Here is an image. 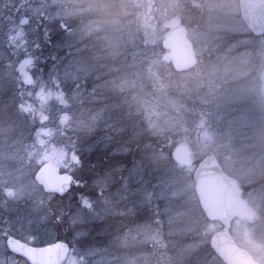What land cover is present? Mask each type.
Listing matches in <instances>:
<instances>
[{
  "label": "rangeland",
  "instance_id": "1",
  "mask_svg": "<svg viewBox=\"0 0 264 264\" xmlns=\"http://www.w3.org/2000/svg\"><path fill=\"white\" fill-rule=\"evenodd\" d=\"M4 1L8 0L0 2ZM19 1L20 19L6 23L0 20V51L7 43L2 51H8L9 56H16L15 51L29 45V30L35 29L28 13L31 11L29 7H36V0ZM116 3L119 11L116 9L107 18L112 24L91 23L96 29L94 35L103 36L113 31L110 44L111 48L114 47L113 53L137 51L129 56L132 62L126 61V54H120L127 65H108L110 70H114L113 83L117 91L123 96L125 94L126 102L138 101L140 92L134 87L133 77L138 74V69L145 68L144 65L138 67L137 55L144 43L142 39L148 40L151 57L159 63L161 70L158 73L169 88L164 100L165 109H158L148 100L141 127L148 136H156L159 130L169 129L171 136L176 138H167L163 142L157 138V142L154 141L157 146L149 152L148 158L134 159L127 166L116 169L121 170L117 179L111 170L106 169L105 175L96 171L95 178L88 182L83 177L88 168L79 157L78 161H73L77 155L74 151L64 147L53 149L48 143L45 148L35 146L36 150L26 147L33 154L36 152L35 160L43 163L53 161L72 173V182L60 195L47 191L45 183L38 182L34 172L35 160H28L23 154L17 156L19 152H7L8 147L13 148L9 144L16 143L24 133L22 129L14 130V119L9 118L8 126L2 132L6 135L13 132L14 136L0 141V264H27L26 259L6 252L7 234L24 237L35 244L37 237L44 232L53 230L56 233L64 229L65 234L72 227L75 228L74 240L79 241L74 242L75 248H72L65 264H157L162 254L160 251L167 256L172 254L171 246L168 248L167 243H163L164 231L165 235L171 232L177 236L175 260L178 256L177 259L186 264H191L192 260V264H224L210 245L211 236L220 229L227 230L258 264H264V216L255 224L238 218L227 222L206 219L195 202V182L191 177L195 164L180 165L172 161L170 154V149L172 151L177 143L184 141L194 150L197 160L215 154L224 170L244 186L254 205H263L264 209V115L262 109L259 111V100L264 93V35L257 38L251 32L242 19L236 0H116ZM136 18L139 21H134ZM178 23L188 27L200 57L192 72L191 69L178 72L173 67L174 70L171 68L173 71H169L170 68L164 65L165 61L171 66L172 63L161 40L166 30ZM37 29L36 26V32ZM141 31L148 35L141 37ZM92 32L93 28L88 31L89 34ZM126 40L130 41L126 43ZM258 61L263 62V67L256 66ZM30 63L29 58H22L7 64L11 71L9 79L20 77L23 80L26 73H32L31 86L37 89L33 91L31 102L45 100L49 94L61 97L63 92L59 86L46 93L52 82L41 84L39 78L43 77V72L30 70ZM149 68L147 73L151 74L157 67ZM193 76L204 80L203 85H194L193 92L189 90L192 98L187 111L173 98L187 83L194 82ZM41 94L43 99H40ZM31 102L27 99L21 106L29 107ZM45 132L46 129L39 130L37 134ZM134 138L140 143L142 135ZM160 142L163 145L159 147ZM146 144H140V152L145 154L151 149H146ZM157 164L163 175L160 179L157 178L158 173L152 174L157 171L154 168ZM10 192L13 194L9 195ZM109 220L116 223L115 232L107 234L115 243L109 247L104 241L108 248L101 247L106 252L100 253L95 251L97 241L92 243L83 238L87 229L102 237L103 227L108 226L105 224ZM46 224L50 226L47 228ZM183 249L187 251L182 252ZM106 253L109 255L102 258Z\"/></svg>",
  "mask_w": 264,
  "mask_h": 264
},
{
  "label": "trees",
  "instance_id": "2",
  "mask_svg": "<svg viewBox=\"0 0 264 264\" xmlns=\"http://www.w3.org/2000/svg\"><path fill=\"white\" fill-rule=\"evenodd\" d=\"M49 1L51 2L49 3ZM58 1L36 0V7L34 5L29 7L31 11L28 16L31 23L35 25V29L29 30L30 43L15 51L17 52L15 53L16 56H9L8 51H2L7 43L2 46L0 51V141L2 142L3 138L14 136L13 132L7 135L2 132L3 128L8 126L6 125L9 122L8 119L11 118L14 119L12 120L14 130L22 129L21 131H24V133L20 134L21 139L16 143L9 144L13 148L8 147L7 152H19L17 156L21 157L23 154L28 160H35L37 158L36 152L33 154L26 147L36 150L35 146L45 148V144L48 143L53 149L64 147L68 151H74L84 161V166L88 168V173L83 176L86 182L95 178L96 171L101 172L102 176L105 175L106 169L111 170V173L113 172V176L117 179L121 170L116 171V169L127 166L134 159H140L143 156L148 158L149 152H153L157 146L154 143V141L157 142V138L163 142L164 140L167 141V138L175 137V135L171 136L172 133H169V129H165L163 132L159 130L156 136H148L143 133L141 127L142 114L148 105V100L150 99L152 104L155 103L158 109H165L164 100L169 87L164 83L163 77L159 75L161 68L155 58L151 57L152 53L148 49V40L141 38L144 43L139 40L142 46L138 51V57H136L138 67L141 68L144 65L145 68L138 69V74L133 77L134 87L140 92V97L138 101L130 98L132 101L126 102L125 94L123 96L120 91H117V87L113 83L112 74H114V70H110L108 65H127L126 61L132 62L129 56L137 51L119 52L118 55L113 53L112 49L114 47L111 48L110 46L113 31L110 30L111 33H106L103 36L94 35L96 29L93 26L95 24L102 26L112 24V22H108L107 18L115 13L116 9L119 11L116 0H63L61 3ZM0 5L3 6L0 8V20H4V23L11 19V22L20 19L21 4L19 0L0 2ZM66 12L69 13L66 14ZM93 21L94 24L91 25ZM134 21L139 20L136 18ZM36 26L38 32H36ZM92 28L93 32L89 34L88 31ZM140 35L145 37L148 34L141 31ZM129 41L126 40L125 42ZM142 49L144 50L141 51ZM120 54H126L125 62L122 61ZM22 58L31 60L30 64L33 72H43V77L39 78L41 84L45 85L49 81L52 82L49 87L47 86L46 93H49L52 87L59 86L63 92L61 97L56 98L49 94L50 97L45 98V100L35 99L31 102L33 91L37 88L26 86L20 77L15 78L16 80L9 79V72L11 71H9L7 64L17 62L18 59ZM164 65L166 68H170L169 71L174 70L169 62L165 61ZM130 68H133V66H130ZM147 68L151 70L156 68V70L150 74L147 73L149 71ZM195 69L190 71H195ZM119 70L122 73L124 72L120 68ZM199 77L193 76L192 80L194 82L187 83L184 89L178 90L175 95L176 98H173L177 99L176 102L179 103L180 107L183 106L184 110L189 111L190 109L189 101L192 96H189V90L191 89V92H193L194 85L201 84L204 80ZM127 96L129 97V95ZM27 99L30 100L31 106H24V104L21 106L23 101ZM31 118L33 121L29 122L28 119L31 120ZM45 129V133L37 134L39 130ZM139 135H142L140 143L135 142L134 138L139 137ZM34 137H37V139ZM34 141H36V145ZM145 142H147L146 149L151 148L146 150V154L140 152L141 145L142 143L145 145ZM162 145L161 142L158 144L159 147ZM17 146L21 148H17ZM135 153L137 154L134 155ZM35 164L36 169L34 172L43 164V161L35 160ZM158 166L157 164L154 167L157 171L152 172V174L156 175L158 173L157 178L160 179L163 175L159 172ZM155 175L153 179H155ZM244 197L247 199L246 195ZM247 200L254 203L250 197ZM195 202L199 212L205 217L196 194ZM112 222L109 220L108 224H105L108 226L103 227L102 233L104 232L105 235L101 237V243L109 238L107 234L110 232L109 227L113 224ZM49 226L46 224L47 228ZM74 230L75 228L72 227L65 231V234L64 229L56 233L49 230V232H44L37 237L34 243L52 245L59 241H68L72 244L79 241L74 240ZM85 235L84 241L91 240L93 243L98 239L95 231L91 229H87ZM162 235L163 241H165L163 243H167L168 248L171 246L172 254L167 256L163 251H160L162 254L157 264H186L185 261L178 260V256H176V260L174 258V251L176 250V253L178 251L176 234L166 232L165 235L164 231ZM21 239L27 241L24 237ZM108 245L109 247L113 246L111 243ZM73 248H75L74 244ZM186 251L183 249L182 252ZM6 252L11 254L8 247ZM14 255L17 258L25 259L16 254ZM108 255L106 253L102 258ZM192 262L193 260L190 263L192 264ZM26 263L30 264L28 261Z\"/></svg>",
  "mask_w": 264,
  "mask_h": 264
},
{
  "label": "water",
  "instance_id": "3",
  "mask_svg": "<svg viewBox=\"0 0 264 264\" xmlns=\"http://www.w3.org/2000/svg\"><path fill=\"white\" fill-rule=\"evenodd\" d=\"M239 1L241 15L246 24L256 33L262 32L264 0ZM162 45L169 50L170 60L176 71L190 70L198 63L197 51L185 24L178 23L171 26L163 35ZM23 80L27 85L33 83L30 73L25 74ZM43 97L44 95L41 94L40 98ZM172 157L181 165H192L195 161L194 150L185 141L174 147ZM73 160L78 161V157H73ZM59 169L57 163L49 161L39 169L36 179L44 182L48 190L63 194L72 176L61 173ZM193 177L200 207L210 220H227L234 215L251 223L258 219V213L241 196L238 180L223 171L213 154L206 155L197 163ZM210 242L217 255L226 264H258L248 251L236 244L227 231L216 232ZM8 246L14 250L13 252L27 258L31 264H63L69 251L66 242L37 246L15 237L8 239Z\"/></svg>",
  "mask_w": 264,
  "mask_h": 264
},
{
  "label": "flooded vegetation",
  "instance_id": "4",
  "mask_svg": "<svg viewBox=\"0 0 264 264\" xmlns=\"http://www.w3.org/2000/svg\"><path fill=\"white\" fill-rule=\"evenodd\" d=\"M237 1V3H239V0H236ZM252 32V31H251ZM257 38H260L262 35H264V28H263V30H262V32H260V33H256V32H252ZM263 46H264V44H262ZM258 51H260V49H258ZM262 51H264V47H262ZM200 58V57H199ZM262 61H264V59H262ZM256 66H262L263 67V62L261 63V61H258L257 63H256ZM262 109V110H261ZM262 111V114L264 115V93H263V95H261V99L259 100V111ZM61 173L62 172H64V173H68V174H70L71 176H72V180H73V175H72V173L71 172H68L66 169H62V167L60 166V170H59ZM229 174V173H228ZM233 177V176H232ZM234 178H236V177H234ZM237 179V178H236ZM72 180H71V182H72ZM238 180V179H237ZM70 182V183H71ZM238 182H239V186H240V194H241V196L242 197H244V195H246L247 196V199H249V196L245 193L246 192V190L244 191V186L242 187V185H241V183H240V181L238 180ZM4 194V193H3ZM13 194V192H10L9 193V195H12ZM8 195V196H9ZM4 196V195H3ZM5 197V196H4ZM245 198V197H244ZM246 199V198H245ZM246 199V201L251 205V207L253 208V210L254 211H256L257 213H258V219L255 221V222H253V223H251V224H255V223H257L260 219H262L263 218V216H264V209H263V205L260 207V205H254L255 203H250L248 200ZM235 218H238V217H235ZM129 219V218H128ZM239 219V218H238ZM130 220V219H129ZM228 221V220H227ZM227 221H225V222H227ZM246 222V221H245ZM247 223H249V222H247ZM115 229H116V223L114 222L113 224H111V226L109 227V230H110V232L111 231H114L115 232ZM105 234L104 233H102V236H104ZM10 237H13V236H11V234H7L6 235V245H7V240L10 238ZM16 237V236H15ZM16 238H19V237H16ZM19 239H21V238H19ZM65 242H67V244H68V246H69V251H68V255H67V258H66V261L68 260V257H69V255L71 254V252H72V248H73V244L74 243H72V244H70L68 241H65ZM102 242V240H101V234L100 235H98V239H97V243H98V245L96 246V250L95 251H97V252H100V253H105L106 252V250H103V249H101V247H106V246H104L105 244L104 243H101ZM105 242H107L106 244H109V243H112V244H114L115 243V240H111V238H109V240H105ZM29 243V242H28ZM147 243V242H146ZM31 244V243H30ZM142 245H143V243H142ZM141 245V246H142ZM74 246H75V244H74ZM94 246V245H93ZM109 246V245H108ZM141 246L140 247H138V248H141ZM144 246H145V244H144ZM143 246V247H144ZM13 253V252H12ZM99 253V254H100ZM119 255V254H118ZM65 261V262H66ZM65 262H64V264H65Z\"/></svg>",
  "mask_w": 264,
  "mask_h": 264
},
{
  "label": "snow or ice",
  "instance_id": "5",
  "mask_svg": "<svg viewBox=\"0 0 264 264\" xmlns=\"http://www.w3.org/2000/svg\"><path fill=\"white\" fill-rule=\"evenodd\" d=\"M9 251H14V250L9 247Z\"/></svg>",
  "mask_w": 264,
  "mask_h": 264
}]
</instances>
